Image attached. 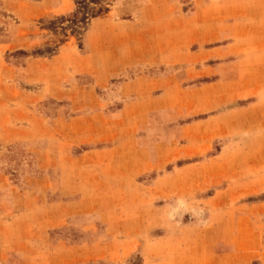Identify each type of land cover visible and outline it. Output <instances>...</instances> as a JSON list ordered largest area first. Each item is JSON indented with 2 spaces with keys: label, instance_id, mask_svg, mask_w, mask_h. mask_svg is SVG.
<instances>
[{
  "label": "rangeland",
  "instance_id": "374dc122",
  "mask_svg": "<svg viewBox=\"0 0 264 264\" xmlns=\"http://www.w3.org/2000/svg\"><path fill=\"white\" fill-rule=\"evenodd\" d=\"M146 1L0 0V174L12 186L16 205L20 194L26 205L22 218L14 216L18 211L14 208L8 220L12 226L7 230L0 226L13 246L0 250V264H221L233 259L207 252L211 244L205 233L211 227L225 230L222 210L251 200L264 203V188L252 194L240 191L237 200L229 199L234 190L230 184L236 179L264 178V170L216 168L224 162H214L212 156L226 138H215L211 123L199 127L193 122L181 128L188 117H177L158 126L152 139L140 138L138 131L136 137L107 140L99 138L97 129L91 137L86 131L73 133L80 125L98 127L99 120L69 123L90 111L92 97L103 103L100 108L105 111L118 108L122 99L108 97L115 93L118 80L138 68L112 78L108 88L90 95L83 89L90 83L89 74H77L72 81L58 75V67L66 65L64 56L58 55L59 46L69 40L79 46L77 39L98 12L110 9L118 18H130ZM215 1L219 0H174L175 13L186 19L180 30L199 31L209 38L213 26L207 14L212 16ZM241 2L252 7L243 14L233 11V17L241 16L237 24L223 23L220 41L205 47L241 31L244 42L238 50L264 53V0ZM66 3L71 9L60 12ZM198 6L202 8L196 11ZM230 28L233 34L224 37ZM196 46L190 44V49ZM252 93L232 105H221L215 114L233 136L235 144L230 147L238 153L232 156L257 162L264 159V153L257 152L264 150V86ZM214 106L190 107L189 120L212 113ZM229 113L235 117L231 124ZM17 129L20 137L14 138L11 133ZM117 143L118 164L114 160L103 169L91 164L93 157L115 158L116 154L91 155ZM86 151L92 154L78 156ZM230 155L220 158L224 161ZM214 195L223 200L216 204ZM252 213L257 214L252 224L264 225V206ZM259 243L264 246V232ZM250 262L260 264L261 256L255 254Z\"/></svg>",
  "mask_w": 264,
  "mask_h": 264
},
{
  "label": "crops",
  "instance_id": "0c3cea01",
  "mask_svg": "<svg viewBox=\"0 0 264 264\" xmlns=\"http://www.w3.org/2000/svg\"><path fill=\"white\" fill-rule=\"evenodd\" d=\"M241 1L222 2L219 0L212 3L213 13L212 16L207 14L209 16L207 20L210 21L213 29L207 39L202 32L189 34L187 31L180 30L186 19L175 13L174 0L157 2L147 0L130 18H118L110 9L92 16L77 39L80 42L79 46L75 43L76 41L72 40L65 41L59 46L58 55L64 56L66 65L58 67V75H67L68 80L72 81L77 74H89L90 83L83 89L91 95L95 89L108 88L112 78L124 76V73L130 69L138 68V70L124 76L114 85L115 93L108 99L115 96L121 98L118 108L105 111L100 108L103 103L92 97V102L89 104L92 107L90 111L71 118L69 123L76 119L81 121L92 119L99 120L98 127L85 125L82 128L80 125L74 128L73 133L86 131L88 133L86 136L91 137L97 129V132L101 133L99 138L107 140L109 138L120 139L124 136L136 137L134 132L141 131L140 138L152 139L156 136L157 127H162L161 124L167 120L188 117V121L180 125L181 128L190 126L193 122H196L199 127L211 123L208 127L217 136L215 138H226L216 154L212 156L214 162H224L216 168L264 170V159L257 162L249 159L240 161L234 156L238 151L230 147L235 144L232 141L233 136L225 132L226 125L220 114H215L221 105H232L238 99L252 95L254 89L264 86V53L261 50H238V46H242L244 42L238 34L239 32L243 34L241 31H236L233 38L223 43L204 46L205 43L220 41L222 29L226 27H222L223 23L237 24L236 19L241 16L233 17V11L243 14L245 10L252 7L249 3ZM60 6L65 7L60 12H67L71 9L69 3ZM201 8L198 6L196 11ZM222 12L227 13L221 15ZM201 19L204 21L205 18ZM231 34L233 33L230 28L224 37H231ZM194 43L197 46L190 49V44ZM206 59L212 61L205 64ZM240 74L242 76L238 77ZM209 75L213 78L205 80L204 78ZM243 90L248 92L242 93ZM78 104L82 103L78 101ZM201 104L215 105L213 109L217 108L201 118L199 116V118L189 120L191 115L187 114L190 113V107ZM207 110L198 111L206 113ZM165 115L167 118H164ZM228 117L230 118L229 124L234 122V115L229 113ZM20 132L21 129H17L11 134L14 138H18ZM120 149L117 143L115 146L105 147L93 154L86 151L79 153L78 156L116 154L115 158L112 156L93 157L91 164H98L103 169L114 160L118 164ZM257 152L264 153V150ZM224 153L231 155L222 161L220 156ZM119 166L117 165L116 169ZM140 166L138 165L137 168ZM230 185H233L234 190L229 199L237 200L238 195L241 194L240 191L252 194L263 190L264 178L261 176L252 181L238 178L234 184ZM11 194H14L12 186L0 174V226H4L6 230L7 226H12L13 221L8 220L12 219L14 208L18 209L14 215L16 218H22L25 214L22 209L26 206L23 204L25 195H19L21 202L17 206ZM219 197L214 195L212 201L219 204L223 200L222 197L217 200ZM259 201L262 200H251L236 204L229 210H222L225 230L211 227L205 233V237L209 239L208 243L211 244L205 249L207 252L216 257H233L228 261L225 259L221 264H250L255 254L261 256L260 264H264V246L259 243L260 234L264 232V225L252 224L257 220V214L252 212L264 206V203ZM59 217L60 215L55 216L57 220ZM58 224L54 223L52 226ZM194 229L196 230V227ZM6 233L7 231H0V250L13 249L10 245L11 239ZM214 242H216L215 254L211 251Z\"/></svg>",
  "mask_w": 264,
  "mask_h": 264
}]
</instances>
